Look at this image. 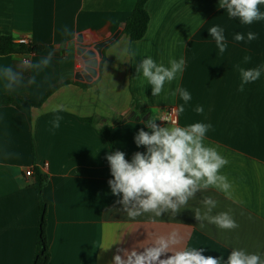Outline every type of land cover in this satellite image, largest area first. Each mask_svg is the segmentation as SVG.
I'll use <instances>...</instances> for the list:
<instances>
[{"label":"crops","instance_id":"1","mask_svg":"<svg viewBox=\"0 0 264 264\" xmlns=\"http://www.w3.org/2000/svg\"><path fill=\"white\" fill-rule=\"evenodd\" d=\"M136 2L0 0V36L53 47L0 56V69L11 66L23 76L21 85L9 91L0 74V94L32 104L0 105V264H32L39 198L34 178L25 172L34 166L48 175L42 192L48 204V264H110L117 248L139 249L172 231L183 237L182 246L204 247L206 256L226 259L233 247L264 254V71L241 92L235 68H264V20L243 25L219 8V0H149L147 32L131 43L123 28ZM259 8L264 11V5ZM216 25L227 41L223 54L208 35ZM118 32L100 55L97 43ZM248 32L257 39L247 41ZM237 33L245 40L234 41ZM126 49L134 55L125 54ZM50 53V64L38 74L22 67L25 60L36 63ZM148 56L166 66L170 59L185 60L182 75L159 96H152L151 86L136 73ZM245 56L251 57L248 63ZM91 61L97 65H89ZM34 75L36 83L29 85ZM177 87L191 93L188 103L171 94ZM133 96L148 111L147 119H160L166 108H177L178 124L157 120L161 126H212L205 142L228 160L221 169L231 184L228 193L210 187L176 216L163 214L155 222L149 215L129 219L119 210L108 185L112 176L106 155L119 150L131 161L135 152L146 151L134 141L139 130L148 129L142 112L132 109ZM60 105L64 110L54 112ZM197 106L203 107L202 114ZM57 115L63 119L53 129L50 121ZM105 127L109 141L100 131ZM205 197L217 201L213 215L228 211L239 227L221 230L205 221L201 229L194 210H205Z\"/></svg>","mask_w":264,"mask_h":264},{"label":"clouds","instance_id":"2","mask_svg":"<svg viewBox=\"0 0 264 264\" xmlns=\"http://www.w3.org/2000/svg\"><path fill=\"white\" fill-rule=\"evenodd\" d=\"M264 0H219V8L226 11L230 18L238 19L243 25H252L264 20V11L259 6ZM68 31L67 28L64 29ZM210 35L223 54L227 50L224 30L219 25L208 29ZM257 39V34L247 33V41ZM245 40L242 33L234 36V41ZM125 54L129 53L126 49ZM52 60V54L36 63L25 60L24 69H33L37 74L46 68ZM251 60L250 56L243 58L244 63ZM185 68L183 57L170 59L168 65L157 63L152 57L142 59L136 67V73L142 75L147 85L151 86V95L159 96L166 84H170L182 75ZM240 76L238 91H244L245 85L257 81L264 71L262 67L244 68L235 66ZM9 91L19 87L23 81L21 72L11 66L0 69ZM35 75L28 80V84H35ZM177 94L186 103L191 99V93L177 87L171 93ZM63 106H57L54 112L63 111ZM179 112L184 111V105L179 106ZM195 111L202 114L204 109L197 106ZM63 117L57 115L50 121L52 128L60 126ZM152 117L145 121V131L141 129L134 137L137 147L143 146L145 152H135L131 161L126 159L123 151L109 152L106 159L110 165L112 179L108 180L111 193L118 199L115 201L129 219L149 215L155 218L163 214L176 216L186 209L188 202L195 198L198 192L206 191L210 187L228 193L231 184L221 173V169L228 164L216 147L206 144L210 124L196 122L186 126H161ZM162 121V120H161ZM204 211L194 210L195 219L199 227H205V221L214 224L221 230H235L239 227L230 212L224 211L212 214L217 207V201L211 197L202 200ZM183 237L176 231L165 235H157L150 244L142 248H117L110 264H264V254L249 252L245 248L233 247L227 258L223 256H206L204 247L182 246Z\"/></svg>","mask_w":264,"mask_h":264},{"label":"trees","instance_id":"3","mask_svg":"<svg viewBox=\"0 0 264 264\" xmlns=\"http://www.w3.org/2000/svg\"><path fill=\"white\" fill-rule=\"evenodd\" d=\"M149 0H137L133 9L129 13L126 25L123 28V33L126 34L130 42L140 41L146 34L150 24V15L146 9V4ZM51 49L53 47H46L43 45L33 46L30 43L20 44L14 41L13 38L8 36H0V56L8 55L12 53L20 54H32L45 49ZM83 88H89L87 84H78ZM12 102L23 103L26 105H32L31 102L25 100H18L7 94H0V105L10 104ZM132 109L138 112H142V117L148 114V111L143 109L137 98L133 96ZM88 123H93L92 119H86ZM123 117L118 120V123L123 121ZM104 135L108 137V141L111 140L110 129L105 127L100 130ZM34 182L33 187L36 189L39 198V228L37 233L36 250L34 251L32 264H48L51 257V246L47 235L48 218H47V206L48 204L42 198V192L46 183H48V175L41 171L38 166H34Z\"/></svg>","mask_w":264,"mask_h":264},{"label":"built area","instance_id":"4","mask_svg":"<svg viewBox=\"0 0 264 264\" xmlns=\"http://www.w3.org/2000/svg\"><path fill=\"white\" fill-rule=\"evenodd\" d=\"M17 42H19L20 44H28V40L26 39H19ZM162 120V121H161ZM178 120H179V115H178V111L177 108L175 106H170L168 108H166L160 115V119L159 122L161 124H178ZM26 176L29 177H33L34 174V168H28L25 172Z\"/></svg>","mask_w":264,"mask_h":264},{"label":"water","instance_id":"5","mask_svg":"<svg viewBox=\"0 0 264 264\" xmlns=\"http://www.w3.org/2000/svg\"><path fill=\"white\" fill-rule=\"evenodd\" d=\"M119 35V32L113 37V38H109V39H107V40H105V41H102V42H100V43H97V45H96V50L99 52V54L101 55V53H102V48H104L108 43H110L111 41L113 42V40H115L116 38H117V36ZM80 51H82L83 49L81 48V49H79ZM94 55V53L93 52H87V54H86V56H88V57H92ZM89 65H93V66H96L97 65V63H96V61H91L90 63H89ZM91 74H95V72L94 71H92V70H90L89 71ZM78 77H80V76H78ZM88 80H89V78H87ZM134 114V112L132 113V115ZM143 119H147V117H144Z\"/></svg>","mask_w":264,"mask_h":264}]
</instances>
